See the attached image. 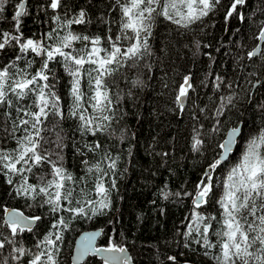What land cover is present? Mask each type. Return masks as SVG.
<instances>
[{
  "label": "trees",
  "instance_id": "1",
  "mask_svg": "<svg viewBox=\"0 0 264 264\" xmlns=\"http://www.w3.org/2000/svg\"><path fill=\"white\" fill-rule=\"evenodd\" d=\"M47 2L27 1L28 14L21 18L17 33L12 19L18 10L17 0H8L0 19V35L22 33L25 39H39L56 26L53 19L56 14L64 17L65 6L69 15L78 14L83 8L86 19L90 20L85 25H73L74 31L103 39L111 26V34H117L119 25L115 21L120 18V9L115 0H61V9L57 12L47 8ZM231 3L232 0H220L214 11L190 28L158 17L149 40L151 55L146 54L137 68L121 69L112 78L116 81L113 92L120 91L123 95L113 121L116 135L111 139L99 135L87 137L89 142L99 138L113 156L119 157L111 208L92 218L76 217L69 221L70 227L63 232L58 264H71L77 237L84 231L96 229L104 231L98 246L126 247L134 264H212L203 255L204 249L186 235L190 224L186 217L192 213L196 186L206 179V174L211 175L213 192L209 203L200 211L217 215L216 201L223 194L228 175L237 160L244 157L250 143L264 133V60L260 56L248 58V53L254 51L260 41L264 0H246L243 6H238V12L244 15L243 21L236 13L231 17L226 15ZM17 55L22 54L12 41L0 50V67L13 62L23 65V58L15 60ZM53 67L59 77L57 89L67 111L70 78L59 64H50V68ZM185 76H191L195 91L190 90L187 104L181 110L175 98ZM216 76L223 79L219 90L214 86ZM137 78L143 83L133 87L131 81ZM229 84L231 88L227 87ZM229 95L234 96L232 104L222 109V115H217L221 97ZM240 124H243V133L235 153L228 162L218 165L222 152L219 145L228 130ZM62 127L67 145L63 150L65 167L73 175L83 176L80 161L88 157H81L75 151V147L84 143L77 131V121L66 119ZM121 133L123 142L118 138ZM194 137L202 141L196 149L193 148ZM0 146L11 149L15 141L10 137L5 139V133L0 131ZM213 164H216L215 169L210 167ZM32 178L29 174V182ZM7 179L0 173V232L8 234L7 226L3 225L7 208L20 209L28 216L41 215L43 219L37 222L33 233L25 232L20 238L24 247L35 251L33 246L47 233L52 215L47 206H39V201L15 194L19 176L12 177L11 185ZM87 187H91L90 181ZM161 190L181 195L165 199ZM92 197L95 198L94 193ZM63 215L67 219V214ZM3 255L7 257L8 251L4 250ZM84 264L104 263L97 257H89Z\"/></svg>",
  "mask_w": 264,
  "mask_h": 264
},
{
  "label": "snow or ice",
  "instance_id": "2",
  "mask_svg": "<svg viewBox=\"0 0 264 264\" xmlns=\"http://www.w3.org/2000/svg\"><path fill=\"white\" fill-rule=\"evenodd\" d=\"M7 3L8 0H0V19H3ZM219 3L220 0H115L120 9V18L115 21L119 25L117 34H111L110 26L103 39L74 31L73 25H85L90 20L86 19L83 8L78 14L69 15L65 6L64 17L56 14L53 17L56 26L39 39H25L22 33L3 32L0 35V50L15 41L22 54L15 60L24 59L23 65L13 62L0 67V131L5 133V139L10 137L15 141L14 148L0 146V173L8 177L10 185L12 177L19 176L15 194L39 201V206H47L52 215L49 229L34 244V251L24 247L20 238L25 232L33 233V225L43 217L9 212L8 219L3 221L8 234L0 232V264H9V260L12 264H58L63 232L70 227L69 221L76 217L92 218L111 208L119 157L113 156L99 138L89 142L87 137L99 135L111 139L116 135L113 121L123 95L120 91L113 92L116 81L112 78L121 69L137 68L146 54L151 55L149 40L158 17L190 28L214 11ZM245 3L246 0H232L226 15L231 17L236 13L243 21L244 15L237 9ZM16 6L18 10L12 19L19 33L21 18L28 13L24 2L17 0ZM47 8L57 12L61 9V0H48ZM258 39L264 41V25L260 26ZM196 47L199 48V43ZM258 54L264 60V50L260 49L249 52L248 58ZM50 64L62 66L70 78L67 111L57 89L59 77ZM142 83L139 78L131 81L133 87ZM221 84L223 79L216 76L214 86L217 90ZM190 90L195 91L191 76H185L175 98L181 110ZM128 95H131L130 90ZM233 99L231 95L221 97L217 115H222V109L232 104ZM69 118L77 121V131L84 140L75 151L81 157H88L80 161L83 176L79 177L64 163L63 150L67 145L62 135V122ZM239 131L233 128L232 137ZM118 138L123 142V133ZM201 144L202 141L194 137L193 148ZM219 147L227 154L231 150V138ZM89 153L92 155L88 156ZM210 167L215 169L216 164ZM29 174L33 177L31 182ZM89 181L90 188L87 187ZM82 184L85 187H80ZM213 187L210 174L197 184L192 213L186 217L190 220L186 235L204 249L203 255L212 264H264V133L250 143L241 164L228 175L223 194L216 201L219 205L217 215L202 214L200 209L209 203ZM161 194L165 199L181 195L164 190ZM95 236L93 233L84 237L81 255L125 251L115 245L96 248L92 244ZM4 250L8 251L7 257L3 255ZM169 259L174 261L175 257ZM123 264H128L127 259Z\"/></svg>",
  "mask_w": 264,
  "mask_h": 264
},
{
  "label": "water",
  "instance_id": "3",
  "mask_svg": "<svg viewBox=\"0 0 264 264\" xmlns=\"http://www.w3.org/2000/svg\"><path fill=\"white\" fill-rule=\"evenodd\" d=\"M27 1L28 0H23L22 1V2L25 3V9H26V6H27ZM263 43H264V41H259V43H258L257 47L254 49V51H257V49L262 50ZM258 56H260V55L258 54ZM256 87H257V85H255L254 88H256ZM188 96H189V93H188ZM187 101H188V97L185 100L184 107L186 106ZM233 128H238L240 130L235 135V137H232V135H231ZM242 133H243V124H240L237 127H232V128H230L228 130L226 138L223 141V143L226 140H229L231 138V150L227 154H225L224 150L222 149V152H221L220 157L218 159V161H219L218 165H222L223 163H226V162L229 161V159L231 158V155L233 153H235V151H236V149L238 147V141H239L240 137L242 136ZM9 212H23V211H21L20 209H17V208H7L6 211H5V214H4L5 215L4 216L5 220L8 219V213ZM24 215L28 216L25 213H24ZM36 225H37V223L35 225H33V229L36 227ZM103 232H104L103 229L88 230V231L82 232L77 237V239H76V241L74 243V248H73V252H72V256H71V264H84L89 257H97L104 264H105L106 258H108V264H123V261L125 259H127L128 264H134L132 255H131L130 251L126 247H123L125 249V251L123 253H120V252H116V253H96V254L88 253V254L81 255V251H82L81 242H82V240L84 239V237L89 236V235H91L93 233L96 234L95 239L92 241L93 246L96 247V248H106V247L98 246L99 240L102 237Z\"/></svg>",
  "mask_w": 264,
  "mask_h": 264
},
{
  "label": "rangeland",
  "instance_id": "4",
  "mask_svg": "<svg viewBox=\"0 0 264 264\" xmlns=\"http://www.w3.org/2000/svg\"><path fill=\"white\" fill-rule=\"evenodd\" d=\"M242 160H243V158H242V159H239V160H237V162H236V164H235V166H234V167H235V168H236V167H238V166L241 164Z\"/></svg>",
  "mask_w": 264,
  "mask_h": 264
}]
</instances>
